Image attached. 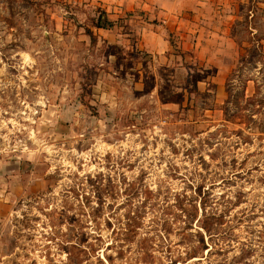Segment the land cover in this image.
Returning a JSON list of instances; mask_svg holds the SVG:
<instances>
[{
    "label": "rangeland",
    "instance_id": "rangeland-1",
    "mask_svg": "<svg viewBox=\"0 0 264 264\" xmlns=\"http://www.w3.org/2000/svg\"><path fill=\"white\" fill-rule=\"evenodd\" d=\"M197 24L0 0V264H264V0Z\"/></svg>",
    "mask_w": 264,
    "mask_h": 264
},
{
    "label": "crops",
    "instance_id": "crops-1",
    "mask_svg": "<svg viewBox=\"0 0 264 264\" xmlns=\"http://www.w3.org/2000/svg\"><path fill=\"white\" fill-rule=\"evenodd\" d=\"M78 1V0H75ZM86 3H97L98 5L112 10L117 7L132 9L142 8L152 17H159L160 20L166 23H171L172 29L180 30L182 26L193 25L199 26L197 20L205 11L207 0H79ZM205 23L203 20L201 21ZM209 35H217L208 28ZM193 35H201L196 31ZM159 35H165L162 31ZM220 35H225L224 31Z\"/></svg>",
    "mask_w": 264,
    "mask_h": 264
},
{
    "label": "trees",
    "instance_id": "trees-1",
    "mask_svg": "<svg viewBox=\"0 0 264 264\" xmlns=\"http://www.w3.org/2000/svg\"><path fill=\"white\" fill-rule=\"evenodd\" d=\"M101 25H99V27H100ZM102 26H104V25H102ZM245 87H243V89H244ZM242 93V96L244 95V90H243V92H241ZM250 101H252V100H254V102H255V108H256V110H258V111H262V109L264 108V94L263 95H261V96H259V94H257V92L255 93V95H253V96H251V97H249L248 98ZM259 106V107H258Z\"/></svg>",
    "mask_w": 264,
    "mask_h": 264
}]
</instances>
